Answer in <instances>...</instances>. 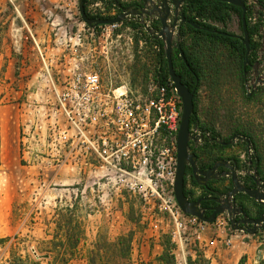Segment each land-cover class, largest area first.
<instances>
[{
    "label": "rangeland",
    "instance_id": "1",
    "mask_svg": "<svg viewBox=\"0 0 264 264\" xmlns=\"http://www.w3.org/2000/svg\"><path fill=\"white\" fill-rule=\"evenodd\" d=\"M111 2L87 0V11L115 16ZM247 3L251 25L257 21L254 37L263 70L264 0ZM157 20L145 17V23L138 24L126 18L115 27H90L81 19L78 0H0V264H7L12 251L35 257L62 217L80 223L79 254L69 264H86L88 251L99 239L113 241L121 235L133 238L127 264H169L172 259L159 258L171 243L176 264H238L242 256L244 264H264V228L255 234L233 230L221 216L214 225L200 223L184 214L173 198L164 202L149 188L128 185L91 165V159L69 158L70 153L59 161L48 157V128L54 119L61 121L54 117L53 87L61 89L81 63L95 67L105 80L112 77L116 85L145 89L161 66ZM224 27L241 34L235 14ZM178 39L174 36L172 53ZM182 39L188 45L190 35ZM224 53L218 49L216 70H204L198 119L224 139L233 133L248 137L250 150L237 140L225 154L241 156L243 164L250 161L249 170L264 179V86L248 97L238 82L236 57L227 64ZM199 153L216 154L210 146ZM200 193L195 189L194 196Z\"/></svg>",
    "mask_w": 264,
    "mask_h": 264
},
{
    "label": "built area",
    "instance_id": "2",
    "mask_svg": "<svg viewBox=\"0 0 264 264\" xmlns=\"http://www.w3.org/2000/svg\"><path fill=\"white\" fill-rule=\"evenodd\" d=\"M99 2L94 1V5ZM109 25L119 23L105 26ZM53 91L54 117L60 116L61 121L54 119L48 128V157L59 161L69 153L73 159L81 155L128 185L149 188L164 202L170 197L175 200L176 141L182 101L170 77L161 82L157 76L145 89H132L116 85L112 77L105 80L95 67L80 63L70 71L63 87L54 86ZM189 133L188 148L199 153L210 131L197 119L189 125ZM53 150L56 152L52 154ZM220 216L230 224L226 213L215 221ZM188 217L197 221L194 216Z\"/></svg>",
    "mask_w": 264,
    "mask_h": 264
},
{
    "label": "trees",
    "instance_id": "3",
    "mask_svg": "<svg viewBox=\"0 0 264 264\" xmlns=\"http://www.w3.org/2000/svg\"><path fill=\"white\" fill-rule=\"evenodd\" d=\"M111 3L115 5L114 0H112ZM84 8L89 17H101L89 14L87 11V0H84ZM183 13L187 20L196 22L200 27L195 28L186 23L181 25L179 39L176 48L172 53V60L174 69L176 73L181 76L182 82L192 89V83H194L193 75L197 76L199 79H203V77H205L204 70H216L218 60L217 51L219 48L230 46L232 48V55L241 57L244 54L242 44L237 37L226 35L224 33L225 29L223 28L220 29V31H213L217 27L197 21L195 15L226 25L232 15L235 14L240 16L241 10L237 6L216 0H186L183 7ZM156 22L159 24L158 20ZM131 24L132 27L137 26L135 23ZM248 32L250 38H252L257 32V27H249ZM186 34L190 35L188 45L182 39ZM156 41L161 47L159 58L161 66L158 73L161 82H166L169 75L164 42L162 40ZM196 119L194 111L190 117V124ZM199 157H202L200 159L201 161L199 160V167L203 169L206 157L200 153L198 154V159ZM188 183H190L193 188L204 189L194 181L189 168L186 170L184 178V192L186 195L194 196L195 190L193 188H188ZM241 195L247 197L244 194ZM56 229V232L51 238L41 241L43 247L36 251L37 254L35 257L18 254L12 251L10 257L6 260V263L69 264L79 254V244L81 240L80 223L72 217H62L56 221ZM2 240L6 241L9 240V238ZM132 241L133 238L131 236L125 235L118 236L113 241L99 239L94 244V248L88 251L85 257L86 264H127L131 256ZM173 246L174 243H171L169 248L164 250L159 259L167 261L168 258H170L172 260L169 261V264H176L173 254ZM44 255H48V257L45 258L43 257ZM244 260L245 256H242L238 261V264H244Z\"/></svg>",
    "mask_w": 264,
    "mask_h": 264
},
{
    "label": "water",
    "instance_id": "4",
    "mask_svg": "<svg viewBox=\"0 0 264 264\" xmlns=\"http://www.w3.org/2000/svg\"><path fill=\"white\" fill-rule=\"evenodd\" d=\"M115 5L121 8V12L113 17H89L84 8V0H78L79 12L81 19L90 27H96L98 25H108L114 23H120L128 16H139L141 21L145 23L144 16L152 17L156 16L160 23V29L157 31V35L164 41L165 55L167 59L168 75L174 86L177 89L178 95L182 101V112L180 125L177 134V169L175 175V181L173 185V193L176 203L180 210L190 216H194L202 222L214 223L216 217L220 214L226 213L230 220V226L233 230L244 231L249 234H255L258 228H264V216L253 218L250 217L249 211H247L244 205L236 202L237 194H244L248 198L252 199L257 204L264 206V184H260L255 176L250 175L252 179L257 183L255 187H250L239 180L240 171L246 174L238 168L236 159L231 160L219 159L207 170L201 169L197 164V155L194 151L188 148L189 142V125L190 117L194 111V90L186 86L181 79V76L176 73L173 60H172V48L173 38L179 37L180 26L183 23L189 24L195 28H199L200 25L196 22L189 21L183 13V5L186 0H156V4L150 11L144 9H132V7H123L117 0ZM152 1V0H145ZM226 2L234 6L240 7L242 10V28L244 31L243 43L246 45V60L249 53V40L248 32L246 28V6L244 0H216ZM179 47V46H178ZM229 143V142H228ZM227 143V144H228ZM233 162L234 165L230 164ZM190 169L192 178L199 185L206 190H210L208 182L216 179V176L231 180V189L225 193H221L219 190H214L216 197H194L186 195L184 192V178L186 170ZM222 168V171H218ZM213 200L216 205L213 207L201 206L203 201ZM210 210V214L206 215V211ZM240 215V219H236V216ZM241 224V225H240ZM252 225L250 228L249 225ZM43 257H48L44 255Z\"/></svg>",
    "mask_w": 264,
    "mask_h": 264
},
{
    "label": "flooded vegetation",
    "instance_id": "5",
    "mask_svg": "<svg viewBox=\"0 0 264 264\" xmlns=\"http://www.w3.org/2000/svg\"><path fill=\"white\" fill-rule=\"evenodd\" d=\"M126 2H127L126 5L124 3H120V4L123 7H132V9H138V10L144 9L145 11H150L153 8V6L156 4V0L147 1V2H145V0H126ZM244 3L246 6L245 19H246V28H247V32H248L249 27H251V28L257 27V21H255L253 23V25H251L250 16H249L251 8L248 6L247 0H244ZM114 7L117 9L118 13L121 12V8H119L116 5H114ZM238 8H240V7H238ZM240 10H241V8H240ZM145 17H147V16H144V19H145ZM127 18H128V20H131V19L135 20V22L138 24L143 23L139 16H128ZM238 18H239V27L241 29V34L230 32L229 30H227L224 27L223 24H222L223 25L222 27H217L216 23H218V22H213L211 19H209L208 24L212 25L214 27H217L214 30L212 29L213 31H220V29H222V28L225 29L224 33L226 35L237 37V39L242 44V48L244 49V54L241 57L232 55V52H231L232 48L230 46L229 47H223V49L225 51L224 63L228 64L231 61H235V60H233L235 57L237 58V59L235 58L236 59L235 62L237 64V66H239V72H240V76H239L240 81L238 80V82H240L243 85L244 89H246L247 96L252 97L255 94V92L259 90L258 86H264V74H263L264 69L263 70L260 69V63L258 62L257 54L259 51V43L256 41V39L254 37V36H256V33L252 36V38H250V35L248 32L249 53L247 55V60H246V50L247 49H246V45L243 43L244 31H243L242 22H241L242 10H241V15L238 16ZM193 78H194V83H192V89L194 90V102H195L194 111H195L196 118L198 119V112H197V106H196L197 102L196 101H197V94L199 91V87H200L203 79H199L197 76H194V75H193ZM204 128L206 130L210 131V137H209V139H207L203 148L205 146H208V147L210 146L213 148V151L216 152L215 155H211V157L205 158V160H204L205 164L203 167L204 170L209 169L214 164V162L219 160V159L231 160L232 158H234L237 160L235 165L238 168H240L242 171L246 172V174L241 173V171L239 172L240 175H243V176H239V180L242 183H244L250 187H255L257 185V183L252 179V177L248 176L247 173H249L250 175L252 174V176H255V178L259 181L260 184H264V179H262L257 174V172H252L251 170H249L250 161L249 162L245 161V163L243 164L242 161L239 160V158L241 156L237 157V156H230V155L225 154V151H227L229 148H234V144H235L234 142L237 140H242L245 143V145L247 146V148H249V150H250L251 141L248 137H246L240 133H233L231 135L230 139H224L218 135L217 130H215L214 128H212L210 126H207ZM198 154L199 153L196 152L197 164L199 167V160L202 157H199V159H198ZM230 164L234 165L233 162H230ZM218 171H222V168H219ZM208 185L210 187V190H206L204 187H203L204 189L200 188L201 193L197 196H194V197H201V196L216 197L214 190H219L221 193H225L226 191L230 190L232 187L231 186V180L229 177L222 178L219 176H216V179L208 182ZM235 197H236V202L238 204L242 203V205H244V207H246L247 211H249V213H250L249 214L250 217L257 218V217L264 216V206L257 204L252 199H248L247 197H244L241 194H237ZM214 205H216V203L213 200H207V201H203L201 203V206H204V207H213ZM210 212H211L210 210H207L206 215H209ZM240 218H241L240 215L236 216V219H240ZM263 225H264V223H263ZM249 227L251 228L252 225L250 224ZM260 229H262V228H258L256 230V232Z\"/></svg>",
    "mask_w": 264,
    "mask_h": 264
},
{
    "label": "crops",
    "instance_id": "6",
    "mask_svg": "<svg viewBox=\"0 0 264 264\" xmlns=\"http://www.w3.org/2000/svg\"><path fill=\"white\" fill-rule=\"evenodd\" d=\"M197 189H199V188H197ZM206 223V222H205ZM207 224H212V225H214L215 223H207Z\"/></svg>",
    "mask_w": 264,
    "mask_h": 264
}]
</instances>
